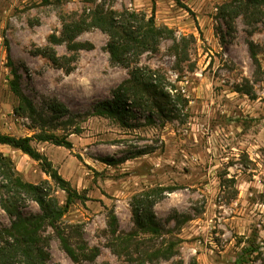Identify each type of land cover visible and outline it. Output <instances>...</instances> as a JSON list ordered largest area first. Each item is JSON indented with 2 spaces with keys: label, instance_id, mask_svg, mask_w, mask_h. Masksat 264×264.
<instances>
[{
  "label": "rangeland",
  "instance_id": "1",
  "mask_svg": "<svg viewBox=\"0 0 264 264\" xmlns=\"http://www.w3.org/2000/svg\"><path fill=\"white\" fill-rule=\"evenodd\" d=\"M240 2L0 0V132L14 137L37 132L28 118L15 114L12 70L38 113L48 115L47 107L60 103L68 115L52 124L72 120L69 131L80 128L79 135L69 136V150L33 146L84 197L59 226L73 247L79 234L99 253L74 263L46 227L42 248L49 264H242L249 242L258 250L246 264H264V16L250 9L239 14ZM125 11L153 14L161 37L155 52L119 66L110 61L108 35L91 23L96 15ZM71 43L87 48L68 50ZM135 68L165 78L174 95L172 113L160 118L135 109L123 121L92 116ZM55 133L64 131L59 127ZM0 153L14 176L34 185L47 181L51 196L64 203L65 194L38 162L7 146ZM158 188L162 196L152 212L161 236L139 233L136 241H149L132 252L133 261L115 254L109 212L116 216L118 234H128L135 230L132 198ZM2 200L0 191V229H8L15 217L4 211ZM14 200L15 209L6 205L10 210L39 213L23 194ZM169 242L175 245L172 258L140 259Z\"/></svg>",
  "mask_w": 264,
  "mask_h": 264
},
{
  "label": "trees",
  "instance_id": "2",
  "mask_svg": "<svg viewBox=\"0 0 264 264\" xmlns=\"http://www.w3.org/2000/svg\"><path fill=\"white\" fill-rule=\"evenodd\" d=\"M240 8L239 14L243 9H250L255 16H264V0H243L240 2ZM91 26L108 35L107 52L110 61L119 66H126L130 57L138 58L146 52H155L161 37V29L156 27L153 14L147 17L144 13L125 11L117 14L96 15L92 19ZM67 48L78 51L86 49L87 45L71 43ZM251 57H255L252 49ZM49 58L54 61L53 56ZM11 74L10 91L18 100L15 114L28 118L32 123L31 128L36 129L37 132L30 137H14L0 132V146L20 151L31 160L38 162L42 172L65 194V201L60 204L55 197L51 196L46 188L47 181L34 185L14 176L10 169V161L0 153V168L2 179L5 181V185L0 186L1 200L3 199L1 202L11 205L13 210L15 209L14 196L23 194L39 209L36 215L23 216L20 212L12 211L6 205H2L4 211L15 219L8 229H0V264H49L48 255L42 248L45 242L42 232L46 227L54 231L61 249L72 262L89 261L98 255V249H88L78 233L79 243L73 247L66 228L59 226L69 207L75 201H83L84 197L73 189L53 168L51 162L33 146V143H49L69 150L72 148V143L68 138L71 135H79L80 128L75 126L72 131H69L73 126L72 120L60 122L58 125L52 124L67 116V109L62 104L54 102L47 107L48 115L38 113L32 102L22 94L18 74L14 70ZM171 90V88L168 89L165 78L159 73L135 68L130 78L115 90L112 101L95 106L92 116L123 121L133 116V111L137 109L150 114L155 113L160 118H164L172 113L174 95ZM59 127L64 131L62 135L55 133ZM162 190L160 188L149 190L132 198L131 211L135 230L128 234H118L116 216L113 212H109L107 231L112 238L111 247L115 254L133 261L132 252L138 251L143 247V242L149 241V239L136 241L139 233L151 237L161 236V229L155 221L152 207L161 198ZM174 246V243L169 242L165 247L161 246L144 253L140 259L146 262L170 259L175 255ZM257 250L255 244L249 242L248 247L242 251L241 263H249L250 256Z\"/></svg>",
  "mask_w": 264,
  "mask_h": 264
}]
</instances>
